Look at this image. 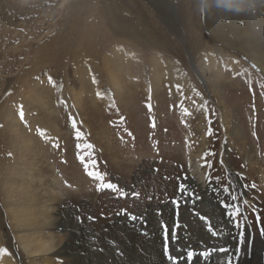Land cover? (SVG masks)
I'll use <instances>...</instances> for the list:
<instances>
[{
	"label": "rangeland",
	"instance_id": "obj_1",
	"mask_svg": "<svg viewBox=\"0 0 264 264\" xmlns=\"http://www.w3.org/2000/svg\"><path fill=\"white\" fill-rule=\"evenodd\" d=\"M230 2L0 0V245L17 264L30 262L10 210L59 206L75 232L69 245L98 264L120 253L117 214L139 215L140 227L184 211L199 192L188 177H208L223 203L239 206L236 226L264 228V0ZM238 26L261 57L220 41ZM86 167L117 190L98 191Z\"/></svg>",
	"mask_w": 264,
	"mask_h": 264
},
{
	"label": "bare ground",
	"instance_id": "obj_2",
	"mask_svg": "<svg viewBox=\"0 0 264 264\" xmlns=\"http://www.w3.org/2000/svg\"><path fill=\"white\" fill-rule=\"evenodd\" d=\"M238 12L233 11V16H236ZM218 25H220L218 27L222 31V24ZM226 28L227 31H223L220 33L222 35H219L221 42L228 45L235 43L239 50H243L253 59L262 56V53L259 52V44L254 41V38H251L252 35L247 33L245 27L238 26L236 30L230 27ZM119 69H122V67ZM171 70L176 72L175 79L185 84V73L179 72L175 67ZM155 74L159 78L160 73L157 69H155ZM119 79L118 74H111L110 80L117 89L120 87ZM113 154H115L114 158L118 159L116 153ZM113 162L114 164H121V168L128 169L129 164L133 167V163L126 162V160H119L118 162L114 160ZM201 170L202 173L205 172L204 167H201ZM30 173L27 175L31 177L32 174ZM28 179L30 180V178ZM235 180L230 183L231 193H238L240 190L237 178ZM187 183L192 189H197L199 192L198 196L195 195L193 198L190 196L191 198L186 202L188 206L184 211L180 210L182 212L163 213L161 211L162 213L158 217H152L148 213L147 209L149 208H147L143 213H140V211L138 213L144 214L145 218L146 215L152 218L151 220L147 219L146 224H141L140 227L139 225L136 226L135 223L139 215H130L131 217H129L126 214H117L114 220L113 232L119 242L118 249L120 253L117 257L114 256L111 260H104L98 264H172L169 256L178 258L176 264H264V228L256 232L252 226L246 227V224L236 226L235 222L225 214L220 195L212 188V183L210 184L208 177L202 180L188 177ZM97 200V195L91 198L92 208H94ZM73 201L75 200L73 199ZM40 207V212L36 213L37 215H32L34 213L32 211H35L36 208L28 206L27 208L30 211L27 209L20 210L18 218L10 210L13 233L29 258L30 264H85L83 263L81 247L69 245L68 239L70 240L75 232L68 229L69 226L67 227L65 222L62 221V217L65 215L59 216V206L53 204L47 206V204L42 203ZM52 212H55V214L52 215ZM239 219V215L236 216V220ZM77 223L74 221V226L70 228H75ZM209 226L216 230L219 235L213 237L208 231ZM53 229H57V232ZM30 231L36 232V235L29 236ZM122 236L126 238L124 243ZM140 245L144 247L141 248ZM0 248H4L8 252L7 255L0 253V264H17L12 250L2 245H0ZM221 248L227 249V251H219ZM206 249L209 251L212 249L217 250L213 251L211 256L197 255L201 253L200 251ZM188 250L196 253L191 260L186 255ZM137 255L138 257H135Z\"/></svg>",
	"mask_w": 264,
	"mask_h": 264
},
{
	"label": "snow or ice",
	"instance_id": "obj_3",
	"mask_svg": "<svg viewBox=\"0 0 264 264\" xmlns=\"http://www.w3.org/2000/svg\"><path fill=\"white\" fill-rule=\"evenodd\" d=\"M94 82H95V81H94ZM177 87L179 88V86H177ZM98 95H99V94H98ZM19 115H20L21 120H23V118H24V116H23V111H21V112L19 113ZM70 120H71V117H70ZM73 127L75 128V123H74V121H73ZM76 135L79 136L80 134L77 132ZM85 172H86V174H87L90 178L95 179V180L101 182V183H99V184L97 185V190H98V191H100V190H102V189H104V188L111 189V190H114V191L117 190V189H116V186L113 185V184H111V183H107V184L102 183V181H103V176H102L98 171H89V170L87 169V167H86V168H85ZM253 186H254V185H253ZM179 191H180L181 193H185V192L187 191L186 186H185L184 184H181L180 187H179ZM121 195H123V193H121ZM133 195L135 196V195H138V194H137V193H133ZM235 199H236V197L233 196V197H232V200L235 201ZM173 203H174V204H178V201H173ZM222 206L225 208V214L229 217L230 220H235L236 216H238V215L240 214V208H239V206L236 205V204H234V203H223ZM208 231L211 233V235H212L213 237L219 235V233H218L216 230H214L211 226H209ZM216 250H217V249H212L211 251H216ZM211 251H209V250L206 249V250H204L203 252H201L200 255H203V256L207 257V256L211 255ZM219 251H225V252H226L227 249L221 248V249H219ZM0 253H3V254H5V255L8 254L7 250L4 249V248H0ZM195 254H196V253H194V252L191 251V250H188L187 253H186L187 258H188L189 260H191L192 257H193ZM166 255H167V250H166ZM169 259L172 261V264H176V260H177L176 257H171V256H169Z\"/></svg>",
	"mask_w": 264,
	"mask_h": 264
},
{
	"label": "clouds",
	"instance_id": "obj_4",
	"mask_svg": "<svg viewBox=\"0 0 264 264\" xmlns=\"http://www.w3.org/2000/svg\"><path fill=\"white\" fill-rule=\"evenodd\" d=\"M224 2L227 4L228 7H234L236 5H233L230 0H224Z\"/></svg>",
	"mask_w": 264,
	"mask_h": 264
}]
</instances>
